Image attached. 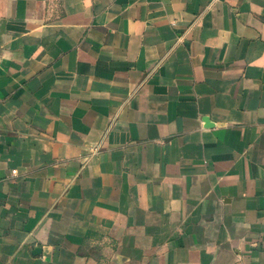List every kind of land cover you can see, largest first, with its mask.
Instances as JSON below:
<instances>
[{
    "label": "crops",
    "instance_id": "0c3cea01",
    "mask_svg": "<svg viewBox=\"0 0 264 264\" xmlns=\"http://www.w3.org/2000/svg\"><path fill=\"white\" fill-rule=\"evenodd\" d=\"M0 264H264V0H0Z\"/></svg>",
    "mask_w": 264,
    "mask_h": 264
},
{
    "label": "built area",
    "instance_id": "2783aa9c",
    "mask_svg": "<svg viewBox=\"0 0 264 264\" xmlns=\"http://www.w3.org/2000/svg\"><path fill=\"white\" fill-rule=\"evenodd\" d=\"M11 173H12L13 175H15L17 172H16V170H12Z\"/></svg>",
    "mask_w": 264,
    "mask_h": 264
},
{
    "label": "water",
    "instance_id": "95a60500",
    "mask_svg": "<svg viewBox=\"0 0 264 264\" xmlns=\"http://www.w3.org/2000/svg\"><path fill=\"white\" fill-rule=\"evenodd\" d=\"M206 122H208V119L206 118V119H204ZM37 250V249H36Z\"/></svg>",
    "mask_w": 264,
    "mask_h": 264
}]
</instances>
